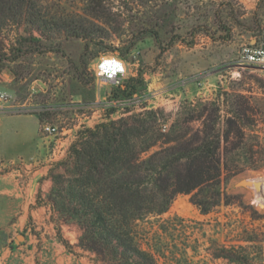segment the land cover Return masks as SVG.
<instances>
[{"label": "rangeland", "instance_id": "rangeland-1", "mask_svg": "<svg viewBox=\"0 0 264 264\" xmlns=\"http://www.w3.org/2000/svg\"><path fill=\"white\" fill-rule=\"evenodd\" d=\"M33 1L45 24L0 30V112L36 114L58 134L39 133L47 149L35 158L0 139V264H102L48 197L79 132L121 119L146 125L131 141L137 151L153 144L141 160L219 139L220 195L207 185L176 195L135 223L136 244L156 264H264V71L235 65L264 26V0ZM109 55L126 66L121 86L94 76ZM1 126L33 132L36 119Z\"/></svg>", "mask_w": 264, "mask_h": 264}, {"label": "trees", "instance_id": "trees-1", "mask_svg": "<svg viewBox=\"0 0 264 264\" xmlns=\"http://www.w3.org/2000/svg\"><path fill=\"white\" fill-rule=\"evenodd\" d=\"M20 21L31 26L46 23L33 0H0V30ZM123 86L121 91L126 92L128 86ZM145 126L144 121L121 119L79 132L69 149L68 168L52 177L50 205L63 224L77 223L79 246L102 264H156L136 244L135 223L145 215L164 213L176 195L197 187L207 185L214 197L220 195L217 135L205 134L141 160L153 144L137 151L131 141L147 134ZM229 260L249 264L245 257Z\"/></svg>", "mask_w": 264, "mask_h": 264}, {"label": "built area", "instance_id": "built-area-1", "mask_svg": "<svg viewBox=\"0 0 264 264\" xmlns=\"http://www.w3.org/2000/svg\"><path fill=\"white\" fill-rule=\"evenodd\" d=\"M235 65L249 66L264 71V26L257 36L245 44L236 58ZM126 75L124 62L116 55L104 56L96 64L94 76L104 84L121 86ZM7 95L0 93V101L5 102ZM38 131L42 135L56 136L58 129L46 121L39 122Z\"/></svg>", "mask_w": 264, "mask_h": 264}, {"label": "crops", "instance_id": "crops-1", "mask_svg": "<svg viewBox=\"0 0 264 264\" xmlns=\"http://www.w3.org/2000/svg\"><path fill=\"white\" fill-rule=\"evenodd\" d=\"M35 117L36 119V130L27 131L23 127H10L1 126L2 119H10L14 117ZM39 126V116L34 114L28 115H7L0 112V139H3V146L6 143L11 146L18 147L26 150L25 158H35L36 156L44 155L47 146L45 137H41L38 131Z\"/></svg>", "mask_w": 264, "mask_h": 264}]
</instances>
